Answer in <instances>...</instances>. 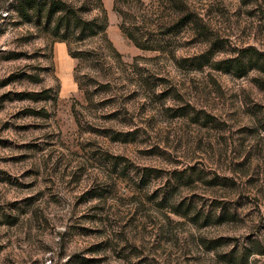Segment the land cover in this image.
Masks as SVG:
<instances>
[{
    "label": "rangeland",
    "instance_id": "1",
    "mask_svg": "<svg viewBox=\"0 0 264 264\" xmlns=\"http://www.w3.org/2000/svg\"><path fill=\"white\" fill-rule=\"evenodd\" d=\"M142 1L98 65L0 0V264H264V0Z\"/></svg>",
    "mask_w": 264,
    "mask_h": 264
},
{
    "label": "trees",
    "instance_id": "2",
    "mask_svg": "<svg viewBox=\"0 0 264 264\" xmlns=\"http://www.w3.org/2000/svg\"><path fill=\"white\" fill-rule=\"evenodd\" d=\"M10 8L18 13V16L26 21L37 20V25L50 30L51 35L59 41H64L71 57L79 61L94 60L98 65L106 64L110 53L120 58V53L114 47L108 36V14L103 0H84L81 2H67L66 0H11ZM125 0H114L113 10L120 16L119 28L122 33L142 50L158 51L164 53L166 44L163 39L151 37V7L142 0H129V5L134 11L130 23L126 22L127 14L120 6ZM128 1V0H126ZM174 8L187 9L186 17H180L177 23L194 22L199 19L196 13L190 11L183 0L174 2ZM172 6V7H173ZM144 16L143 21H135L136 13ZM88 17H84V15ZM44 20V25L42 21ZM161 28L167 20L161 19ZM176 23V24H177ZM169 31L160 33V36L168 34ZM98 39L102 44L92 46L83 44L86 39ZM82 46H81V45ZM108 52H110L108 54ZM100 62V63H99ZM104 67V66H102ZM102 69V68H101ZM104 69V68H103ZM31 99L48 97V90L33 92Z\"/></svg>",
    "mask_w": 264,
    "mask_h": 264
},
{
    "label": "crops",
    "instance_id": "3",
    "mask_svg": "<svg viewBox=\"0 0 264 264\" xmlns=\"http://www.w3.org/2000/svg\"><path fill=\"white\" fill-rule=\"evenodd\" d=\"M59 52H60V53H64V47H63V45H60V46H59ZM64 61H65V60H64Z\"/></svg>",
    "mask_w": 264,
    "mask_h": 264
}]
</instances>
